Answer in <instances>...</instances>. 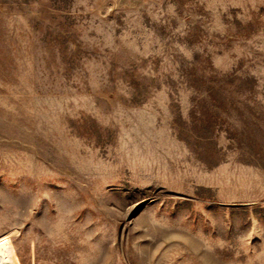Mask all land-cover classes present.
I'll return each instance as SVG.
<instances>
[{
    "label": "rangeland",
    "instance_id": "rangeland-1",
    "mask_svg": "<svg viewBox=\"0 0 264 264\" xmlns=\"http://www.w3.org/2000/svg\"><path fill=\"white\" fill-rule=\"evenodd\" d=\"M0 264H264V0H0Z\"/></svg>",
    "mask_w": 264,
    "mask_h": 264
}]
</instances>
